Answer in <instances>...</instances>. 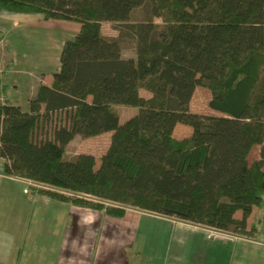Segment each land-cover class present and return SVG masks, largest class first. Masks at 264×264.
<instances>
[{
	"label": "trees",
	"instance_id": "1",
	"mask_svg": "<svg viewBox=\"0 0 264 264\" xmlns=\"http://www.w3.org/2000/svg\"><path fill=\"white\" fill-rule=\"evenodd\" d=\"M145 5L149 19L129 27L136 59H125L102 23L126 24ZM0 12L81 25L28 111L0 104L4 175L115 219L134 208L250 236L247 221L264 208V0H0ZM197 88L225 119L190 112ZM118 107L138 113L120 125ZM177 125L191 135L177 139ZM107 133L97 170L92 155L65 161L75 137Z\"/></svg>",
	"mask_w": 264,
	"mask_h": 264
},
{
	"label": "crops",
	"instance_id": "2",
	"mask_svg": "<svg viewBox=\"0 0 264 264\" xmlns=\"http://www.w3.org/2000/svg\"><path fill=\"white\" fill-rule=\"evenodd\" d=\"M0 16H7L3 42L10 49V69L0 73L22 80L20 85H15L22 90L10 92L11 87L7 90L18 98L15 101L8 99L7 105L28 111L29 101L36 96L38 87L52 86L54 75L61 69L63 46L76 37L81 25L72 28L70 22L46 21L39 15L0 12ZM54 23L66 24L65 29L57 30ZM122 56L136 59V55L126 57L123 52ZM29 83L32 84L28 86ZM143 93L146 92H141L143 97H150ZM20 100H26L24 106L19 104ZM88 101L91 102V98ZM121 108L117 109L120 125H123L132 114L127 115L124 111L126 120L121 123ZM180 126L188 131L186 137H189L192 130ZM104 136L111 139L112 133L98 138ZM4 165L5 161L0 158V264H104L106 261L101 257L105 250L111 253V247L117 245V252L125 253L134 247L145 218H155L166 224L164 241L173 251L170 263L166 264H264V208L255 207L247 221V232L251 233L247 237L257 243L208 239L210 228L175 218L153 216L132 208L123 219H115L103 212L51 200L33 191L34 182L4 175ZM18 230H22L24 236L17 238ZM4 232L8 238L2 234ZM158 245L153 241L148 251L154 254Z\"/></svg>",
	"mask_w": 264,
	"mask_h": 264
},
{
	"label": "rangeland",
	"instance_id": "3",
	"mask_svg": "<svg viewBox=\"0 0 264 264\" xmlns=\"http://www.w3.org/2000/svg\"><path fill=\"white\" fill-rule=\"evenodd\" d=\"M7 16H0V71L4 72L10 69V49L9 47L3 42L4 35L6 32V25H7ZM149 19V13L148 8L145 6H142L140 8H137L134 10L131 19L126 24L121 23H105L102 26V32L103 36L109 40H115L119 43L121 46L122 52L124 56L129 57L136 55V38L133 34V32L130 30L131 25H136L139 23H144ZM154 23L158 26H162V20L155 18ZM68 22V21H67ZM72 23V28H78L80 24L76 22H70ZM53 26L57 27V30L61 31L65 29L66 24H58L54 23ZM58 31V32H59ZM19 83H22L21 78H11L8 76H2L0 73V104L1 105H7L8 99L10 100H16L18 98L13 97L11 93H7V90L11 87L12 89L10 92H16L14 90L21 89L15 87V85H20ZM32 83H29L28 86H30ZM13 86V87H12ZM144 96H148L146 93H143ZM211 100V93L204 88H197L195 90V93L192 97V100L190 102L189 108L190 112L200 118V120L204 123H211L216 124L217 122H220V119H225L226 117L224 115H221L217 112L212 111L209 108V102ZM20 105L24 106L26 100H20ZM122 112V118L121 123H123L126 119L124 115V111L127 112V115L132 114L131 117L128 119L134 117L137 115L138 110L133 108H121ZM125 117V118H124ZM183 126V125H182ZM190 131L191 129L187 127ZM188 131L185 130L184 127H179L176 129L175 135L178 139H183L187 136ZM191 134V133H190ZM77 140L73 142L72 144L68 145L65 148V161H73L75 158L80 154H87L92 155L96 159V170L100 166V158L103 156V154L108 150L110 146L111 139L108 136H104L101 138L98 137H92V138H84L81 136H77ZM260 148H255L252 152L251 159L257 158L259 155ZM4 171V170H3ZM33 188H41L40 185L32 183ZM132 210V208H128L127 211ZM261 215V213H259ZM264 214V213H263ZM153 215V214H152ZM238 217H240V213L237 214ZM154 216V215H153ZM262 220H264V216L262 217ZM28 222V220H27ZM145 223H143L140 232H137L136 236V244L134 247H130L128 251L125 253L123 251H119L116 249L118 246L114 245L116 247H111L112 251L111 253L105 250V252L102 254V261H106L104 264H166L170 263L171 256L173 255V251H171L170 247L166 246V243L164 241L165 239V232L163 228L166 224L158 221L155 218H145ZM21 233L23 235H21ZM6 235L8 238V234L5 232L2 233ZM24 232L22 230H18L17 238L24 236ZM156 241L159 243L157 246V249L155 253L153 254L151 251H148V246L151 247L152 242ZM236 243V242H235ZM238 243V242H237ZM112 246V245H111ZM121 247V246H120ZM116 249V250H115ZM114 250V251H113ZM170 250V252L168 251ZM170 255V256H169ZM23 257V255H22ZM95 257H98L95 254Z\"/></svg>",
	"mask_w": 264,
	"mask_h": 264
},
{
	"label": "built area",
	"instance_id": "4",
	"mask_svg": "<svg viewBox=\"0 0 264 264\" xmlns=\"http://www.w3.org/2000/svg\"><path fill=\"white\" fill-rule=\"evenodd\" d=\"M213 238H217V239L224 240V241H230V242L257 243L254 239L249 238L247 236H243V235L235 234L231 232H225L221 230H216V229H210L209 234H208V239H213Z\"/></svg>",
	"mask_w": 264,
	"mask_h": 264
}]
</instances>
